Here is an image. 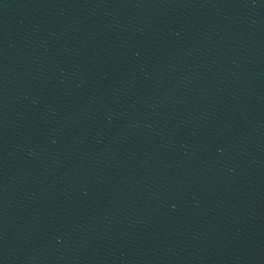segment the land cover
<instances>
[{
    "label": "water",
    "instance_id": "water-1",
    "mask_svg": "<svg viewBox=\"0 0 264 264\" xmlns=\"http://www.w3.org/2000/svg\"><path fill=\"white\" fill-rule=\"evenodd\" d=\"M0 264H264V0H0Z\"/></svg>",
    "mask_w": 264,
    "mask_h": 264
}]
</instances>
